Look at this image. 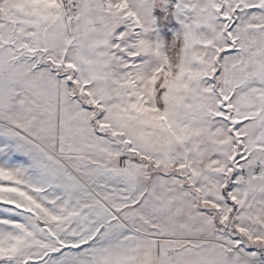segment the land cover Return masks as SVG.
Segmentation results:
<instances>
[{
    "label": "snow or ice",
    "instance_id": "obj_1",
    "mask_svg": "<svg viewBox=\"0 0 264 264\" xmlns=\"http://www.w3.org/2000/svg\"><path fill=\"white\" fill-rule=\"evenodd\" d=\"M0 264H264V0H0Z\"/></svg>",
    "mask_w": 264,
    "mask_h": 264
}]
</instances>
